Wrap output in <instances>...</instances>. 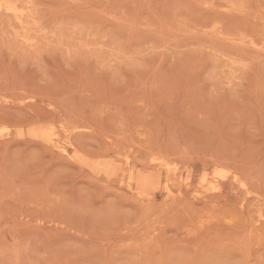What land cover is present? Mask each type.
Listing matches in <instances>:
<instances>
[{
  "label": "rangeland",
  "instance_id": "rangeland-1",
  "mask_svg": "<svg viewBox=\"0 0 264 264\" xmlns=\"http://www.w3.org/2000/svg\"><path fill=\"white\" fill-rule=\"evenodd\" d=\"M0 8V264H264V0Z\"/></svg>",
  "mask_w": 264,
  "mask_h": 264
},
{
  "label": "bare ground",
  "instance_id": "bare-ground-1",
  "mask_svg": "<svg viewBox=\"0 0 264 264\" xmlns=\"http://www.w3.org/2000/svg\"><path fill=\"white\" fill-rule=\"evenodd\" d=\"M0 9H1V8H0ZM21 11H22V10H21ZM20 13H21V12H20ZM22 14H23V13H22ZM23 16H24V15H23ZM128 154H129V153H128ZM218 165H219V164H218ZM214 170H215V169H214ZM190 171H191V170H190ZM192 171H193V169H192ZM191 173H192V172H191ZM186 175H187V174H186ZM191 178H192V177H191ZM190 180H191V179H190ZM190 180H189V181H190ZM185 181H186V180H185ZM185 181H184V182H185ZM131 184H132V183H131ZM214 189L217 190V189H219V187H214ZM174 199H175V198H174ZM173 201H175V200H173ZM176 201H177V200H176ZM145 205H146V204H145ZM165 205H166V204H165Z\"/></svg>",
  "mask_w": 264,
  "mask_h": 264
}]
</instances>
